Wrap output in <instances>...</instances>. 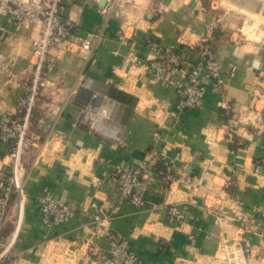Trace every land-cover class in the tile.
I'll return each mask as SVG.
<instances>
[{"label": "crops", "instance_id": "obj_1", "mask_svg": "<svg viewBox=\"0 0 264 264\" xmlns=\"http://www.w3.org/2000/svg\"><path fill=\"white\" fill-rule=\"evenodd\" d=\"M62 11L74 23V49L88 32L104 38L93 54L50 50L54 67L22 158L20 224L14 196L0 228V264H101L107 233L126 238L140 264H264V177L256 170L264 160V0H71ZM0 27V114L20 117L40 28L16 27L12 12H0ZM148 38L178 48L187 62L196 58L190 47L208 41L223 84H208L201 107L179 111L174 81L134 63L156 57ZM86 77L88 88L80 85ZM91 100L109 106L118 139L80 124V106ZM7 149L0 141V177L9 169ZM160 154L186 182L167 190L155 182L142 208L125 202L115 209L113 169L140 166L152 179L165 166ZM45 188L76 205L77 218L44 224L38 200ZM171 204L185 207L180 220L168 219Z\"/></svg>", "mask_w": 264, "mask_h": 264}, {"label": "built area", "instance_id": "obj_2", "mask_svg": "<svg viewBox=\"0 0 264 264\" xmlns=\"http://www.w3.org/2000/svg\"><path fill=\"white\" fill-rule=\"evenodd\" d=\"M71 0H0V12L13 13V24L16 27L37 25L40 28L39 35L32 41L31 64L32 72L27 90L19 99L18 106L22 111L20 117L5 111L0 114V141L7 145L5 159L8 164V172L0 177V228L12 197L16 196L19 207V215L16 223L18 228L24 204L23 184L24 166L23 154L32 145V137L29 134V124L32 111L36 105L38 95L47 84L48 73L53 69L54 62L49 57L50 50L54 47L65 45L71 53L83 50L93 54L104 38L102 31L88 32L86 37L78 42L74 49L70 40L74 23L65 17L62 9ZM4 29L0 27V38ZM146 45L156 53L151 60L136 58L134 63L146 68V70L167 81H174L177 86V108L179 111L195 109L202 106L208 84L222 85L224 82L223 70L216 61L213 46L203 40L190 47L196 54L192 62H187V55L178 48H162L159 43L148 38ZM187 70H184L185 66ZM230 74L234 72V66L229 67ZM92 80L86 77L81 82V87H90ZM220 108L229 110L230 104L226 101L219 103ZM111 109L105 101H88L80 106V124L88 131L118 139L117 131L110 123ZM152 138L157 140L159 133L152 132ZM159 160L164 164V169L158 172L155 178L147 179L142 175L140 166L129 168L116 167L110 175V180L117 188V209L123 203H129L136 208H142L145 203V194L155 182H159L165 190L170 189L176 182H186L176 178L171 171L170 162L164 154L159 155ZM257 173L264 177V160L257 164ZM95 208V203L91 204ZM38 209L44 224L67 223L75 220L79 214V208L64 200L54 198L48 188L38 200ZM257 207L255 210L258 211ZM185 212L183 205L171 204L167 208V216L170 221L180 220ZM245 222V218L241 217ZM107 248L100 257L101 264H140L138 255L133 251L130 242L121 235L107 233ZM244 250H249V243L242 238Z\"/></svg>", "mask_w": 264, "mask_h": 264}, {"label": "trees", "instance_id": "obj_3", "mask_svg": "<svg viewBox=\"0 0 264 264\" xmlns=\"http://www.w3.org/2000/svg\"><path fill=\"white\" fill-rule=\"evenodd\" d=\"M110 96L113 98V99H116V100H123L125 95H123L122 93L120 92H110Z\"/></svg>", "mask_w": 264, "mask_h": 264}]
</instances>
